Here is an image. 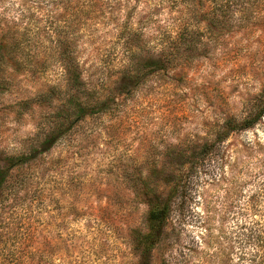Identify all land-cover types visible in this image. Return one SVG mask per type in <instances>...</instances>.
<instances>
[{"label":"clouds","instance_id":"9594fccd","mask_svg":"<svg viewBox=\"0 0 264 264\" xmlns=\"http://www.w3.org/2000/svg\"><path fill=\"white\" fill-rule=\"evenodd\" d=\"M176 3L180 11L198 9ZM170 6L147 0L138 7ZM143 14L126 28L117 14L105 29L119 49L107 65L91 48L84 51L83 40L77 46L67 36L66 51L50 50L57 75L48 83L56 95L34 99L22 120L0 113V212L9 215V206L35 194L52 218L43 235L0 248V264H16L22 253L25 264H188L187 248L208 254L200 264H220L211 254L229 245L239 254L249 242L243 233L264 236V0H231L226 25L249 47L247 54L224 58L219 74L227 72L229 84L201 73L199 62L189 63L193 54L177 42L167 13L138 24ZM193 15L200 10L186 18ZM197 27L207 32L208 20ZM90 32L86 26L81 35L95 39ZM85 60L92 68L77 82ZM149 61L163 63L165 71L149 69ZM158 77L174 83L149 96L147 90L162 82ZM177 93L188 94L185 103L169 106ZM29 96H37L36 89ZM253 193L256 216L248 203ZM80 217L90 222L87 233L66 226ZM240 224L248 228L241 232ZM161 228V243L150 255L142 238ZM255 243L253 236L244 253L251 254Z\"/></svg>","mask_w":264,"mask_h":264},{"label":"rangeland","instance_id":"374dc122","mask_svg":"<svg viewBox=\"0 0 264 264\" xmlns=\"http://www.w3.org/2000/svg\"><path fill=\"white\" fill-rule=\"evenodd\" d=\"M142 2L146 3L147 0H136V7L129 6L131 0H0V40L7 33L10 42L7 45L10 50L8 58L3 60L0 58V113L13 117L14 121L22 120L34 107V99L47 97L50 94L56 95L55 85L48 83V81H54L57 75L50 59V50L66 51L69 45L66 37L69 35L73 36V42L77 46L81 40L84 41L87 45L84 49L85 52L91 48L94 53L100 54L102 56L99 60L100 65L110 64L113 57L117 56L119 49L117 42L111 39L105 29L116 23L117 14H123L124 27L126 28L127 24L140 12L144 14L139 16L138 24L151 23L154 16H162L167 13L165 23L171 20L172 26L177 32V42L184 47L186 52L193 54L189 63L195 65L199 62L201 73L207 72L209 77L223 80L225 84H229V80L225 79L227 72H225V76L219 74L224 58H235L241 53L247 54L246 50L249 47L244 42V37L230 35L233 29L226 25L231 0H203L205 9L210 8L204 19L194 15L186 18V13H191L195 9L186 8L180 11L176 0H167L171 5L167 9L150 7L148 11L138 7ZM160 2L164 3L165 0H160ZM179 2L185 5L196 4L192 0H179ZM5 4L10 7L4 8ZM215 9H218V12ZM178 11L179 14L173 16V13ZM205 20H208L207 32L197 27ZM86 26L92 29L89 35L95 36V39L86 40L81 35L86 31ZM97 33L99 35H96ZM124 35V31L118 33L117 40ZM258 41L259 35L256 36L253 43ZM93 44H97L98 47L93 48ZM228 63L231 64V59L228 60ZM147 67L160 72L165 71L163 63L149 61ZM91 68L92 65L85 60L81 73L78 75V81L81 75H88ZM101 70V68H97L91 75H95ZM88 78L90 80L91 76L89 75ZM157 79L162 82L147 90L149 96L155 93L158 88L174 83L163 77ZM180 83H184L183 78L180 79ZM37 85L40 86L37 87ZM229 86L231 88V85ZM32 89H36L37 96H29ZM238 89L239 85L236 86V90ZM187 95L185 93L183 97H180L177 93L167 101V104L169 106L183 105ZM147 103L146 100L145 104L147 105ZM154 107L160 111L163 106L157 101L154 103ZM53 150L50 149V151ZM54 161L58 164L62 162V157H54ZM253 195L257 196L258 200V194L253 193L248 197V203ZM232 207L229 206L230 209ZM9 208L11 211L7 216L0 212V248L9 246L15 248L16 243L20 240L30 238L36 233L43 235L45 229L52 227L50 223L52 218L44 209L43 201L35 194L31 198H21ZM51 211L56 213L57 209L51 208ZM251 211L256 216L258 211L253 209ZM247 215V213H240L241 218L247 217ZM235 220L236 217H232V221ZM57 223L62 224L63 222L58 220ZM222 223H229L227 217L222 218ZM256 224H259L258 218ZM66 226L84 233L90 230V222L84 217L73 219ZM91 227H95V225L93 224ZM239 228L243 232L248 228V225L240 224ZM226 231L222 228V233ZM243 234L247 235L249 241L244 245V248L251 247L253 236H255V242L258 237L251 230ZM162 238L163 229L156 238L150 255L161 243ZM224 238L225 240L229 239L227 236ZM236 243L239 244V241ZM256 247L257 243H255V249L251 254H245L244 248H241L240 253L237 254L236 247L229 245L227 250L218 249L217 253L211 255L218 256L220 264H244L245 261H248L249 264H256L252 261ZM186 251L190 253L191 257L188 264H200L202 260L208 258L207 253H201L196 248H187ZM14 259H19L20 264H25V254L23 253ZM52 264H57V261L53 260Z\"/></svg>","mask_w":264,"mask_h":264},{"label":"trees","instance_id":"16d2710c","mask_svg":"<svg viewBox=\"0 0 264 264\" xmlns=\"http://www.w3.org/2000/svg\"><path fill=\"white\" fill-rule=\"evenodd\" d=\"M192 2H195L196 5H198V9L194 10V11L200 10V15L198 17L201 19H204L205 16L207 15V11H204L205 3L203 2V0H192ZM215 11L218 12V9H215ZM182 36H183V34H182ZM8 38H9L8 34L6 33L2 37V39L0 40V58L2 60L5 58H8V56L10 54L9 46H7L10 43ZM74 79L78 82L79 76L76 75L74 77ZM205 151H207V149H205ZM256 198H257V196L253 195L250 198L249 203L252 206L251 209H253L254 211L257 212L258 209H256L255 205H256V203H258V200ZM165 219H166V216H165ZM159 223L160 222L157 221V224H159ZM161 231H162V228H161L159 234L161 233ZM159 234H157L154 230L148 236L143 237L142 241H141V247L143 249H145L148 253H150V251L152 250V248L154 246V242L156 241V238L158 237ZM256 243H257V247H256V251H254V254L252 255V261L256 264H264V236L258 235V237H256ZM257 249H259V250H257ZM15 261H16V264H20L19 259L15 260Z\"/></svg>","mask_w":264,"mask_h":264}]
</instances>
